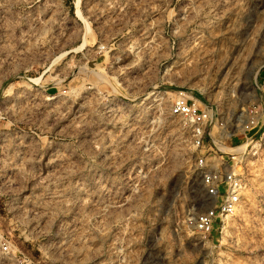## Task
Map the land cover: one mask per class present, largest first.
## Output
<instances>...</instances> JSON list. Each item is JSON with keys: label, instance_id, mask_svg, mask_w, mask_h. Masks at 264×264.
Returning a JSON list of instances; mask_svg holds the SVG:
<instances>
[{"label": "rangeland", "instance_id": "1", "mask_svg": "<svg viewBox=\"0 0 264 264\" xmlns=\"http://www.w3.org/2000/svg\"><path fill=\"white\" fill-rule=\"evenodd\" d=\"M0 264H264V0H0Z\"/></svg>", "mask_w": 264, "mask_h": 264}, {"label": "built area", "instance_id": "2", "mask_svg": "<svg viewBox=\"0 0 264 264\" xmlns=\"http://www.w3.org/2000/svg\"><path fill=\"white\" fill-rule=\"evenodd\" d=\"M172 110L175 114L191 117L197 123H203L209 116L206 110H199L195 102L190 103L189 99L183 93L176 97ZM206 183L208 185V193L211 196L217 197L220 192L217 175H207ZM224 183L225 194L221 203L201 213L196 220L198 228L203 232H211L216 219L223 216L227 217L229 214L233 213L237 206L243 188L241 178L233 172H227L225 174Z\"/></svg>", "mask_w": 264, "mask_h": 264}, {"label": "bare ground", "instance_id": "3", "mask_svg": "<svg viewBox=\"0 0 264 264\" xmlns=\"http://www.w3.org/2000/svg\"><path fill=\"white\" fill-rule=\"evenodd\" d=\"M239 210V209H238Z\"/></svg>", "mask_w": 264, "mask_h": 264}]
</instances>
